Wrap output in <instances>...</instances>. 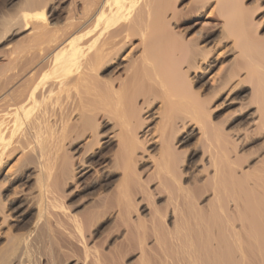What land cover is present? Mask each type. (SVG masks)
Here are the masks:
<instances>
[{"label": "bare ground", "instance_id": "1", "mask_svg": "<svg viewBox=\"0 0 264 264\" xmlns=\"http://www.w3.org/2000/svg\"><path fill=\"white\" fill-rule=\"evenodd\" d=\"M10 7H0V264H264L254 9Z\"/></svg>", "mask_w": 264, "mask_h": 264}, {"label": "rangeland", "instance_id": "2", "mask_svg": "<svg viewBox=\"0 0 264 264\" xmlns=\"http://www.w3.org/2000/svg\"><path fill=\"white\" fill-rule=\"evenodd\" d=\"M11 1L12 0H0V7L1 8H11L10 7V5H11ZM243 1V3L244 4H246L248 7L250 6V8L252 9H254V11H255V18H257V21H259V24H258V31H260V32H264V0H242ZM256 2V3H255ZM252 4V5H251ZM4 5V6H3ZM7 5V6H6ZM3 6V7H2ZM254 6V7H253ZM258 7H260L259 9H258ZM1 8H0V10H1ZM256 9V10H255ZM258 23V22H257ZM227 111V109H220V110H218V111H216L215 112V116H216V119H217V121H220V119L222 120L223 119V117H221V116H223V114L225 113ZM192 141H193V139H191L190 141H189V144H187V145H184L183 147H181V150H183V151H187V152H189V150H191V143H192ZM191 142V143H190ZM188 148V149H187Z\"/></svg>", "mask_w": 264, "mask_h": 264}]
</instances>
